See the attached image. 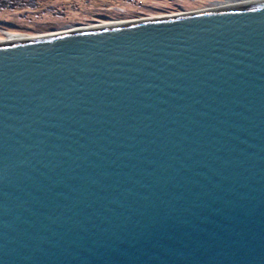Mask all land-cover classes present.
I'll list each match as a JSON object with an SVG mask.
<instances>
[{"label":"water","instance_id":"1","mask_svg":"<svg viewBox=\"0 0 264 264\" xmlns=\"http://www.w3.org/2000/svg\"><path fill=\"white\" fill-rule=\"evenodd\" d=\"M0 264H264V0L0 45Z\"/></svg>","mask_w":264,"mask_h":264},{"label":"rangeland","instance_id":"2","mask_svg":"<svg viewBox=\"0 0 264 264\" xmlns=\"http://www.w3.org/2000/svg\"><path fill=\"white\" fill-rule=\"evenodd\" d=\"M196 0H0V31L39 34L85 21L185 11Z\"/></svg>","mask_w":264,"mask_h":264},{"label":"bare ground","instance_id":"3","mask_svg":"<svg viewBox=\"0 0 264 264\" xmlns=\"http://www.w3.org/2000/svg\"><path fill=\"white\" fill-rule=\"evenodd\" d=\"M260 0H196L195 5H190L188 10L167 14H145L128 15L120 19H107L103 21H85L80 24L62 27L52 32H42L39 34H26L15 31L1 32L0 45L7 43L29 42L44 38H52L71 33H93L115 29L130 28L139 24L170 20L174 18L193 17L196 15L209 14L231 7L247 5ZM189 3V0H187Z\"/></svg>","mask_w":264,"mask_h":264}]
</instances>
